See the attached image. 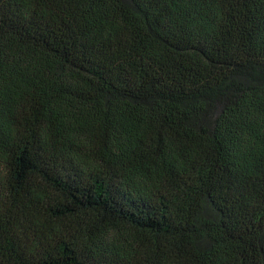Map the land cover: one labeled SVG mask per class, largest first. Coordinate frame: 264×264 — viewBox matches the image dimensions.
I'll return each instance as SVG.
<instances>
[{"label":"trees","instance_id":"1","mask_svg":"<svg viewBox=\"0 0 264 264\" xmlns=\"http://www.w3.org/2000/svg\"><path fill=\"white\" fill-rule=\"evenodd\" d=\"M0 264H264V0H0Z\"/></svg>","mask_w":264,"mask_h":264}]
</instances>
